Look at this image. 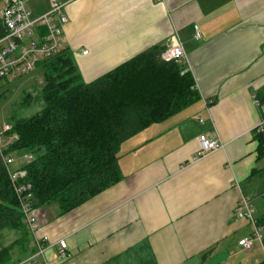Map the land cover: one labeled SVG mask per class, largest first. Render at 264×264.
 <instances>
[{
  "label": "crops",
  "instance_id": "obj_1",
  "mask_svg": "<svg viewBox=\"0 0 264 264\" xmlns=\"http://www.w3.org/2000/svg\"><path fill=\"white\" fill-rule=\"evenodd\" d=\"M25 1L34 19L50 11L51 0ZM56 1L86 84L180 42L200 98L122 146L119 183L63 216L37 211L34 244L66 241L69 258L54 248L52 264L264 263V0ZM204 135L222 148L196 158ZM242 199L256 226L235 218Z\"/></svg>",
  "mask_w": 264,
  "mask_h": 264
},
{
  "label": "trees",
  "instance_id": "obj_2",
  "mask_svg": "<svg viewBox=\"0 0 264 264\" xmlns=\"http://www.w3.org/2000/svg\"><path fill=\"white\" fill-rule=\"evenodd\" d=\"M5 35L0 19V38ZM164 50L154 47L89 84L66 49L37 65L45 69L43 85L35 90L37 98L25 94L21 106L37 103L42 109L28 119L13 118L6 134L15 139L0 149L7 157L34 155L31 162L16 161L24 172L21 182L31 187L34 209H53L63 216L116 185L123 178L122 146L199 101L192 75L182 74V62L162 61ZM4 230H18V237L8 248L0 244V264L24 261L13 260L16 250L21 256L36 252L0 157V232Z\"/></svg>",
  "mask_w": 264,
  "mask_h": 264
},
{
  "label": "built area",
  "instance_id": "obj_3",
  "mask_svg": "<svg viewBox=\"0 0 264 264\" xmlns=\"http://www.w3.org/2000/svg\"><path fill=\"white\" fill-rule=\"evenodd\" d=\"M50 11L39 17L32 18L31 13L25 5V0H6L0 12V19L6 35L0 38V81L5 79H17L34 70L39 63H42L58 54L63 48V33L67 18L64 14V5L59 4L56 0L50 1ZM45 28L47 33L45 36L38 37L36 31ZM199 32L196 39H200ZM83 55H87L84 52ZM187 55L180 42L170 45L161 55L164 62H185ZM189 70L185 69L183 75L188 74ZM260 109L262 119L257 131L264 135V104L256 102ZM202 121V120H201ZM11 130V126H6L0 130V145L2 137ZM15 137L11 139L14 141ZM199 151L196 158H202L222 148V145L215 139L204 135L199 139ZM1 149V148H0ZM264 153V152H263ZM5 167L8 170V176L20 203L21 212L24 222L29 228L31 235H35L38 213L31 204L32 192L29 185L21 182L24 172L16 168V160L10 156H4L0 152ZM34 155H26L25 162H31ZM235 218L238 220H246L256 226L253 218L252 200L242 199L236 211ZM259 231L256 229L254 238L243 240L239 243L246 251H251L254 247V241L260 239ZM36 252L26 260L18 264H52L48 259V252L57 248L58 261H64L69 258L68 246L66 241H60L56 244H47V239L42 242L36 241L34 244Z\"/></svg>",
  "mask_w": 264,
  "mask_h": 264
},
{
  "label": "rangeland",
  "instance_id": "obj_4",
  "mask_svg": "<svg viewBox=\"0 0 264 264\" xmlns=\"http://www.w3.org/2000/svg\"><path fill=\"white\" fill-rule=\"evenodd\" d=\"M6 0H3L0 3V10L3 8ZM25 5L27 7V2L25 1ZM44 67L38 66L35 67L33 71L30 73L21 76L17 79H8L2 80L0 82V130L4 129L8 126L13 118L15 120L28 119L36 115L42 109V104H32L28 107H22V99L27 93H33V97L36 96V91L43 85V76H44ZM13 137L10 135H3L2 142L0 148L2 150H6V148L11 143V139ZM29 155L27 152H16L11 154V156L19 163L22 162L24 157ZM18 230H4L0 232V244L4 245V247L8 248L14 244L18 237ZM264 235V232H262ZM32 241L34 243L33 237L31 235ZM34 245V244H33ZM35 246V245H34ZM30 248L32 245L29 246ZM12 254L13 260L23 258L26 260L30 256L20 255L16 250Z\"/></svg>",
  "mask_w": 264,
  "mask_h": 264
}]
</instances>
